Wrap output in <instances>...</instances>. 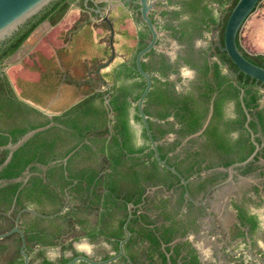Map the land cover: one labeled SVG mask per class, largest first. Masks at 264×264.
<instances>
[{"label": "trees", "instance_id": "16d2710c", "mask_svg": "<svg viewBox=\"0 0 264 264\" xmlns=\"http://www.w3.org/2000/svg\"><path fill=\"white\" fill-rule=\"evenodd\" d=\"M237 1L228 0L229 3L223 8L224 11L220 20L214 17L218 32L217 38L214 40V51L218 60L213 65V80L217 81L216 85H213L207 76L209 68L207 64L204 72L206 84L203 90H201V85L197 86L199 90L197 96L192 89L180 93L168 79L163 80L158 75H153V84L146 97L144 109L149 114V122L155 139H160L168 131L174 130L170 120L163 122V119L171 114L181 124L178 129L181 136L199 129L207 114V107L203 105L209 102L214 90L218 92L219 96L215 102V115L219 116L221 113L220 102L224 97H236L239 112L245 117L240 98L242 91L247 108L252 114L255 113L253 109L257 105L260 94L256 92L254 86L258 83H263L264 86V82L240 70L223 48L226 23ZM226 2L227 0L223 3ZM199 3L200 0H185L183 3V10L192 12L193 22L200 6ZM69 6L70 0H53L0 46V120L21 114L24 112V106L28 105L27 102L19 98L14 84L8 75L1 70L4 60L27 40L42 21L47 19L53 25L57 24L66 14ZM92 23L94 22L89 20V14L82 12L75 24L65 32L64 40L71 43L74 36L84 26ZM94 24L95 26L99 25ZM105 25L109 27L107 23ZM184 35L185 30H183ZM104 40L107 41V45L102 56L84 59L85 71L80 77L74 76L70 68L64 63L62 50L66 48H57L56 54L48 57L36 51L29 54L33 60V67L40 71L41 76L38 81L27 82L21 87V96L45 106L56 94L61 82L76 87V96L85 94V97L77 103L66 108L62 113L54 115L55 124L36 132L16 148L11 159L0 170V179L22 176L29 165L32 172L26 181L1 183L0 232L14 226L15 218L23 208L33 206L41 213L51 214L62 208L67 194H69L70 207L58 215L41 216L33 214L29 210H23L20 215L21 226L26 238V250L33 256L32 259L40 258L35 264H43L49 261L45 251L47 246L59 245L61 247L62 255L59 262L72 259L81 253L74 246V240L83 236L96 239L100 234H103L109 240L114 239L118 242L125 236L124 223L128 216L129 202L139 203L147 185H157L163 182L169 187L175 184V179L180 181L176 173L158 162L153 148L144 154H140L146 147L150 146V140L144 126L143 133L148 143L136 147L131 142L130 106L135 102V119L142 121L137 101L146 86V79L136 67L135 56L132 61H129L130 64L128 61H124L110 71L102 72V74L97 73L95 69L111 55L109 35L101 39V41ZM147 43L148 41L142 40L136 49V53ZM238 45L246 57L264 66V51H250L242 43L240 35H238ZM152 51L153 49L149 52ZM186 58L187 61L192 59L188 55ZM223 63L228 64L229 70L236 73L229 80V87L221 86L225 77V74L220 71V65ZM143 66L146 70H151L147 63L143 62ZM160 74L163 75V71ZM135 75L140 76L141 79L130 83L123 82L124 79ZM107 82H111V86L103 90L99 89ZM97 98L101 99L102 106L100 107L94 103ZM37 111L42 114L41 111ZM109 112L113 113L111 118H107ZM259 112L257 111V113ZM92 117L99 121L98 128H93V125L90 124L91 121H95ZM50 120L43 114L40 121L32 122L29 127L3 128L2 131L8 130L9 133L0 132V146L8 143L10 136L15 141L29 129L47 124ZM250 124L254 127L253 121ZM206 133H209L208 128ZM91 134H93L91 141L93 140V143L98 146V151L103 155L106 163V169L102 173H99L96 168L80 167L74 169L70 166L73 162L88 160L94 154L95 150L91 142L84 141ZM179 140L177 138L169 146L173 148L180 142ZM211 147L221 148L225 145L216 139L210 142L206 141L201 150L189 151L186 157L179 159L178 156H169L166 146L159 144L161 157L165 158L171 165L176 166L186 177L194 172L197 161L203 159L205 151ZM75 148L77 149L70 156L67 167L58 162L52 163L53 159L65 156ZM8 152L9 149H0V165L6 160ZM245 157L246 155H241L239 159ZM229 162L231 160H228L226 164ZM40 164H46L48 168L44 170L39 166ZM155 205H158L157 202ZM10 210L11 213L8 214L7 212ZM139 217L141 216L136 214L129 221L128 226L131 230H133V224L139 220ZM93 218H96L95 222L92 221ZM142 218L146 220V223L160 226L158 217L150 219L149 215L143 213ZM163 218V226L173 227L178 224L171 213L166 214ZM171 232L170 229L165 230L167 236H170ZM150 238L155 239L152 235ZM0 242L4 244L14 242L16 245L17 253L13 255L12 260H8L7 264L23 263V255L20 252L22 237L19 232H13L5 238H1ZM126 246L128 247V242ZM5 247L4 245L3 248ZM68 249L72 250L71 255L65 254ZM3 250L5 249L0 250V259H4L6 256Z\"/></svg>", "mask_w": 264, "mask_h": 264}, {"label": "flooded vegetation", "instance_id": "af4514ba", "mask_svg": "<svg viewBox=\"0 0 264 264\" xmlns=\"http://www.w3.org/2000/svg\"><path fill=\"white\" fill-rule=\"evenodd\" d=\"M85 1L86 0H70V6L66 14L70 10L78 8L79 13L86 12L89 14L90 21L99 24L96 26L94 23L86 25L82 28L83 30L88 26L100 28L101 31L106 30L107 34L106 32H102L98 39L101 44L100 50H102V52L107 45V41H101V39L109 35V45L112 54V46L110 43L111 30L109 23L104 20V15L98 13L96 8H101L105 14L108 13L109 18L115 27L114 46L116 54L109 65L101 68L100 72L97 71L98 67L106 63L110 57L102 62L95 71L102 74V72H105L104 69L111 65L110 70L124 61H128L130 64L129 61H132L134 56L136 61V55L138 53H136V49L140 46L142 40L148 41L149 43L152 38V32L147 22L142 17L139 0H88L87 5ZM151 1L152 7L150 9V16L151 18L153 16L152 20L158 30L157 46L149 50L151 51L153 49L152 52L148 51L145 53L142 64L143 62L147 63L151 69L147 71L152 73V78L153 75H158L163 80L168 79L178 92L182 93L192 89L197 96L199 92L197 86L201 85V90H203L206 84V76L204 75V72L207 64L209 66L207 76L211 79L213 85H216L217 81L213 80V65L218 60L214 51V40L217 38L218 32L216 29L217 22L214 21V17H217V20H220L224 11L223 8L229 3L228 0L226 3H223L225 0H200V6L196 11L194 22L192 21V12L183 10V3L185 0ZM45 21L49 20L46 19L42 21L34 31H36ZM106 23L109 27H106ZM186 23L188 24L187 26ZM191 23L193 24L192 26ZM183 30H185L184 36ZM205 37L207 42L205 45H201L200 42H203L201 40ZM171 39H174L176 42L175 44L178 45L175 52H170L166 48L161 47L164 43H171ZM37 43L38 42H36V44ZM36 44L34 46H36ZM187 55L192 57V59H190L191 61H187ZM94 57L97 56L85 59H91ZM6 59L4 60V65L1 67L7 68V71H2L10 78L8 67L12 64H7ZM115 59H118V61L112 64ZM184 66H188L195 71L194 75L186 78L187 81L183 80L184 73L182 69ZM161 71H163V75L160 74ZM220 71L222 74H225L221 86L229 87V80L236 73L229 70L228 64L225 63L220 65ZM140 79V76L135 75L124 79L123 82L130 83ZM62 84L64 83L61 82L59 84L58 90L60 88V92L55 102L52 100L56 96L58 90L49 100L47 105L43 106L39 104L56 112L52 114V116H49L43 110L30 104L25 100L26 98L17 93L19 98L27 102L28 105H25L24 112L17 116L6 117L7 119L5 120H2L1 118L0 132L8 134V130L2 131L5 127L6 129L20 126L29 127L32 122L40 121L43 114L51 119L50 122L53 121V124H55L56 121L54 120V115L60 114L66 108L72 106V103L76 99L79 101L85 97V94H79L78 96L75 95L74 98L72 97V100L65 102L59 107V109L53 108V105L57 104L64 94L61 89ZM111 84V82H107L106 85L99 87V89L103 90L104 88L111 86ZM254 87L256 92L260 94V97L257 100V105L253 109L255 113L252 114L247 108L243 99V91L240 95L242 106L245 111V117L239 112L238 100L236 97H224L220 102L221 113L219 116L215 115V102L217 97L219 99V96L218 92L214 90L209 102H203L205 103L203 106L207 107V114L203 119L202 126L195 131L202 130L201 133L196 136L189 137L195 132L181 136L178 132L181 124L176 118H174L173 114L163 119V122L170 120L174 127V130L168 131L162 138L157 139L159 144H164L166 146L167 154L169 156H178L179 159H182L188 155L189 151L196 152L201 150L206 141L210 142L214 139L219 143H223L226 148L211 147L207 149L203 159L197 161L194 167V172L190 176L186 177L181 172L188 179L186 185L181 181L180 177V181L175 179V184L170 185L169 187L163 182L158 183L157 185H147V188L142 195V200L139 203L135 204L132 202L134 205L130 207L129 205L131 202H129L128 216L130 210L132 211L130 220L136 214H139L141 217H139L138 221L134 222L133 230H131L127 224L131 234L129 239L124 243L125 254L106 264H264V86L263 83H258ZM73 88L77 91L76 87L73 86ZM94 103L99 107L102 106L100 98H97ZM32 107L41 111L42 114ZM211 109L212 115L209 123L203 128ZM246 109L248 110L250 117L248 116ZM135 110L136 104L133 102L130 106L129 112L132 133L131 142L137 147L148 143V141L143 133V120L139 121L135 119ZM257 111L260 112L257 113ZM112 116V112L107 114V118H111ZM103 117L105 118L104 115ZM92 119L95 121H91L90 124L93 125V128H98L99 121L96 120L95 117H92ZM138 121L142 124V129L139 132L135 128V123ZM251 121L254 122V127L250 124ZM207 128L210 134L206 133ZM91 138H93V134L88 136L84 141L87 140L91 142L93 149L95 150L92 157L88 160L73 162L70 166L74 169L80 167L96 168L99 173H102L106 169V163L104 162L103 155L98 151V146L93 143V140L91 141ZM177 138L180 139V142L173 148L169 146ZM15 141L12 139V136H10L9 142ZM70 143L69 146L71 145ZM3 145L0 146V149H9L2 148ZM150 148H152L151 143L150 146L146 147L140 154H144L149 151ZM76 149L77 148L73 149L65 156L53 159L52 163L58 162L67 167L69 165V158ZM9 153L10 149L8 155ZM253 154L254 156L251 159L242 163ZM241 155H246V157L240 160L239 158ZM228 160H231V162L226 164ZM39 166L44 168V170L48 168V165L46 164H40ZM231 167H233V177H231L230 173ZM65 172L67 173V170H65ZM31 174L32 172L30 171L29 165L22 175V180H28ZM253 175L255 180L252 179L251 182H247L248 177H252ZM232 186L233 188L236 186L234 191H232ZM225 190L228 191V193ZM155 202H157L160 207H158V205L156 206ZM163 202H165L164 206ZM70 205V197L69 194H67L62 206V208L65 206L66 208L62 212L66 211ZM25 208L35 209L33 206ZM23 209L21 210V213ZM7 213L10 214L11 210ZM143 213L149 215L150 219L158 217L160 226L153 223H146V220L142 218ZM168 213H171L175 217L178 221L177 225L173 227L168 225L163 226V217ZM92 221L95 222L96 218H93ZM167 229L172 230L170 236L165 234V230ZM151 231H154V233H151ZM151 235L155 239H151ZM126 236L127 233L125 230V236L123 238ZM81 238H85L89 241L100 240L101 242H105V244L110 246V250H107L100 256L91 254L87 250L77 247L76 242ZM81 238L74 240V246L81 252L80 254H88L92 258L98 260L117 255L120 252V243L123 239L121 238L116 242L114 239L109 240L103 234H100L96 239H91L88 236H83ZM127 242L128 247L126 246ZM4 245L6 246L5 248H3ZM55 248H59L62 255V249L59 245L47 246L45 251L49 258L48 262H59L61 255L57 259H54L49 255L50 250ZM1 249H5L3 251L6 256L5 258L3 257L4 259H0V264H7L8 260H12L13 255L17 253L14 242H6V244L0 242V250ZM67 251L71 252L67 254ZM65 254L71 255L72 250H66ZM30 256L31 264H35L40 260V258L32 259L33 256ZM23 263L25 264L24 256ZM23 263L17 262L16 264ZM76 264L91 263L81 260Z\"/></svg>", "mask_w": 264, "mask_h": 264}, {"label": "water", "instance_id": "95a60500", "mask_svg": "<svg viewBox=\"0 0 264 264\" xmlns=\"http://www.w3.org/2000/svg\"><path fill=\"white\" fill-rule=\"evenodd\" d=\"M52 1L53 0H0V46H2L13 34H15L23 25H25L32 17H34L37 13H39L42 9H44ZM87 1L88 0L85 1L86 5H87ZM139 2L141 4L142 17L147 22L152 32V38L150 42L145 47H143L141 50H139L136 55L137 68L139 72L146 78V81H147L146 86L143 92L141 93L138 99V102H137L138 110L142 117L143 124L147 131L148 137L150 139L151 147L154 149L156 159L162 166H165L168 169L172 170L174 173H176L181 178V181L186 185L188 182V179L175 166L171 165L169 162H167L165 158L161 157L159 146H158L159 141L155 139L153 135L150 122H149V115L146 113L144 109L145 99L147 97L149 90L152 87L153 78H152V73L144 69L142 60H143L145 53H147L151 48L157 46L158 30L150 16V9L152 7V1L151 0H139ZM261 2L262 0H238L237 1L226 23L225 35H224L225 45L223 48L228 52L229 56L237 64L240 70L264 82V66L258 63H255L252 60H250L248 57H246L238 45V35L241 34V30H242L244 23L250 17V15L260 6ZM96 11L100 13L101 15H104V20L109 23L110 30H111L110 43L112 46V54L106 63L98 67L97 71L100 72L101 68L111 63V61L113 60L116 54L115 46H114L115 27L113 25V22L110 20L108 13L105 14V12L101 8H96ZM30 38H31V35L27 38V40L24 43L20 45V47L12 55L7 57L6 59L7 64H13V63H16L22 60L31 51V49L37 42V39L31 40ZM1 70L7 71V68L1 67ZM59 92H60V88L52 101H54L57 98V96L59 95ZM17 93L19 94L18 91ZM25 100L29 102L30 104L34 105L35 107L43 110L49 116H52V114L56 113L54 111L49 110L48 108H45L33 102L30 99H25ZM77 101L78 99H76L72 104L76 103ZM246 111H247L248 116L250 117V114L247 109ZM211 115H212V109L210 110L207 116V119L204 123L203 128H205L207 124L209 123ZM52 124H53V121L46 125L32 128L28 130L26 133H24L17 141L9 142L8 144L3 145L2 148H9L10 153L7 159L0 165V170L11 159L13 152L16 148L21 146L36 132L44 130ZM201 131L202 130H199L191 134L189 137L196 136L200 134ZM253 156L254 154L251 155L247 160L243 161L242 163L248 161ZM230 173H231V177H233V167L230 168ZM22 179H23V176H17V177L8 178V179L2 178L0 179V185L1 183L19 181ZM187 194H188V191H187ZM133 205L134 204L131 202L129 206L131 207ZM65 208L66 206L51 214H44L33 208H24L23 210H30L33 213L39 214L42 216H53V215H58ZM20 214H21V211L16 217L15 225L12 228H10L9 230L0 232V238L6 237L7 235L15 231L19 232L22 237L21 253L24 256V262L25 264H31V261H30L31 256L25 249L26 238H25V233L20 225ZM131 216H132V211L130 210V214L125 222V230H126L127 236L121 240L120 252L117 255L108 257L106 259L98 260V259L92 258L88 254H80L66 262L50 261L44 264H76L77 262L81 260H85L91 264H106L108 262L115 260L119 256L125 254L124 243L129 239L130 234H131L127 226L128 221L130 220Z\"/></svg>", "mask_w": 264, "mask_h": 264}, {"label": "rangeland", "instance_id": "374dc122", "mask_svg": "<svg viewBox=\"0 0 264 264\" xmlns=\"http://www.w3.org/2000/svg\"><path fill=\"white\" fill-rule=\"evenodd\" d=\"M262 3L263 4L259 6L246 20L241 30L242 43L250 51L264 50V0H262ZM80 15L81 13H79L78 8L72 9L57 24L53 25L50 21H45L31 34L30 39H40L39 44L33 46L31 51L21 61L8 67V73L12 83L16 87L19 94H21V87L26 85L27 82L38 81L41 76L40 71L33 67V60L29 56L32 51L39 52V54L48 57L50 55H54L57 48L67 47L62 50L63 60L76 77H80L84 74L83 60L85 58L100 56L103 54L102 50H100L101 44L98 39L99 35L102 34V32H106V30L101 31L100 28L98 29L96 27L88 26L82 33L75 37L72 43L69 42L66 44V41L64 40L65 32H67L75 24ZM201 41L203 42H200V44L205 45L207 42L206 37ZM175 43V40L171 39V43H164V46L162 45L161 47L166 48L170 52H175L178 46ZM115 60L114 62L118 61V59ZM114 62H112V64ZM111 66L105 68L104 71L106 72L107 70H110ZM182 70L184 73L183 80L185 81H187L186 78L194 75L195 73V71L188 66H184ZM61 89L64 94L62 95L61 100L57 104L53 105V108L58 109L65 102L72 100V97L74 98L77 92L73 86L67 84H62ZM135 128L139 132L142 129L141 122L138 121L135 123ZM254 178V175L252 177H248L247 182H251L252 179L255 180ZM235 189L236 186H234L232 191ZM226 192L228 193V191ZM76 245L78 248L85 249L91 254L97 256H100L107 250H110V246L100 240L89 241L85 238H81L78 242H76ZM70 252L71 251H67V254ZM49 255L50 257L57 259L60 257L61 251L59 248H55L50 250Z\"/></svg>", "mask_w": 264, "mask_h": 264}, {"label": "crops", "instance_id": "0c3cea01", "mask_svg": "<svg viewBox=\"0 0 264 264\" xmlns=\"http://www.w3.org/2000/svg\"><path fill=\"white\" fill-rule=\"evenodd\" d=\"M262 4H263V3H262ZM262 4H261V5H262ZM98 29H99V28H98ZM83 31H84V30H83V29H81V30L78 32V34H76V35L74 36V38H73L72 42L74 41L75 37H76V36H78V35H79L80 33H82ZM81 38H82V37H81ZM37 42H38V43H37L36 45H38V44H39V42H40V39H37ZM72 42H71V43H72ZM68 43H69V42H66V44H68ZM65 48H67V47H65ZM258 51H264V50H258ZM115 61H116V60H115ZM114 63H115V62H114ZM56 100H57V98L54 100V102H55ZM33 102H34V101H33Z\"/></svg>", "mask_w": 264, "mask_h": 264}]
</instances>
